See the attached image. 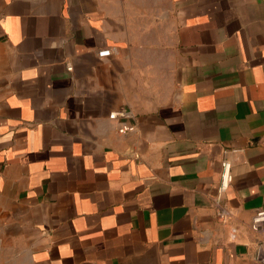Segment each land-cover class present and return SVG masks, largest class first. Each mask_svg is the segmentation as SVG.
Here are the masks:
<instances>
[{"label": "crops", "instance_id": "1", "mask_svg": "<svg viewBox=\"0 0 264 264\" xmlns=\"http://www.w3.org/2000/svg\"><path fill=\"white\" fill-rule=\"evenodd\" d=\"M261 208L264 0H0V264H264Z\"/></svg>", "mask_w": 264, "mask_h": 264}, {"label": "built area", "instance_id": "2", "mask_svg": "<svg viewBox=\"0 0 264 264\" xmlns=\"http://www.w3.org/2000/svg\"><path fill=\"white\" fill-rule=\"evenodd\" d=\"M70 69V67H67ZM124 111H114L109 114L110 118L124 117ZM126 125H121L118 130L124 131L128 129ZM221 175L220 182L217 186V202H219L222 195L225 193L226 189L231 183V163L227 158L221 160ZM217 217L221 222L226 223L228 220V213L221 207L217 211ZM250 230L255 234L254 240V258L257 262L264 263V208L258 209L252 215L249 224ZM237 235V227L231 226L229 229V237L234 240Z\"/></svg>", "mask_w": 264, "mask_h": 264}]
</instances>
